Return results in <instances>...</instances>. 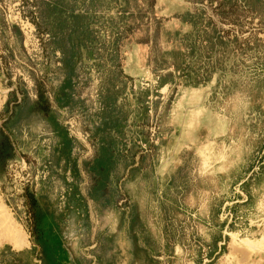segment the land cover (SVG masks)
Masks as SVG:
<instances>
[{
    "label": "rangeland",
    "instance_id": "rangeland-1",
    "mask_svg": "<svg viewBox=\"0 0 264 264\" xmlns=\"http://www.w3.org/2000/svg\"><path fill=\"white\" fill-rule=\"evenodd\" d=\"M0 196V264H264V0H0Z\"/></svg>",
    "mask_w": 264,
    "mask_h": 264
},
{
    "label": "bare ground",
    "instance_id": "bare-ground-1",
    "mask_svg": "<svg viewBox=\"0 0 264 264\" xmlns=\"http://www.w3.org/2000/svg\"><path fill=\"white\" fill-rule=\"evenodd\" d=\"M261 238V241H254L253 243L249 241L244 244L249 246V249L250 247L254 249L259 248L260 246L262 247V245H264V236ZM23 240L24 238L21 234L19 226L13 218V214L8 210L7 206L3 202L2 197L0 196V244L3 242H9L14 245H18L19 243L23 242Z\"/></svg>",
    "mask_w": 264,
    "mask_h": 264
}]
</instances>
